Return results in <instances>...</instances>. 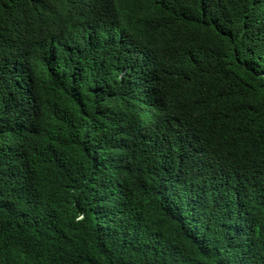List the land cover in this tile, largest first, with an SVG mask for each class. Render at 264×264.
Here are the masks:
<instances>
[{
  "label": "trees",
  "instance_id": "trees-1",
  "mask_svg": "<svg viewBox=\"0 0 264 264\" xmlns=\"http://www.w3.org/2000/svg\"><path fill=\"white\" fill-rule=\"evenodd\" d=\"M0 264H264V0H0Z\"/></svg>",
  "mask_w": 264,
  "mask_h": 264
}]
</instances>
